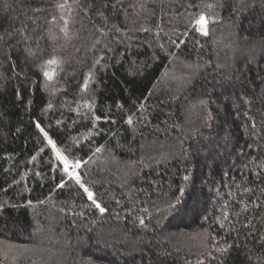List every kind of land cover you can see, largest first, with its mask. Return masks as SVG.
I'll return each mask as SVG.
<instances>
[{"label": "trees", "instance_id": "16d2710c", "mask_svg": "<svg viewBox=\"0 0 264 264\" xmlns=\"http://www.w3.org/2000/svg\"><path fill=\"white\" fill-rule=\"evenodd\" d=\"M0 264H264V0H0Z\"/></svg>", "mask_w": 264, "mask_h": 264}, {"label": "snow or ice", "instance_id": "6c2138e0", "mask_svg": "<svg viewBox=\"0 0 264 264\" xmlns=\"http://www.w3.org/2000/svg\"><path fill=\"white\" fill-rule=\"evenodd\" d=\"M117 4H119L120 0H116ZM214 5H207V7L211 8L213 7ZM61 7H63V5H61ZM209 23V18L207 17V15L205 13H201L199 15V18L196 20V26L198 28V30L204 34V35H207V25ZM58 61L53 58V59H50L48 61H46V64L48 65H54V64H57ZM55 71H44L43 72V75L48 79V80H52L53 77L55 76ZM83 87L86 89L87 88V83H85L83 85ZM143 107V105L141 106ZM96 119H99V117H97ZM132 122V118L129 117L128 118V123H131ZM40 131L43 133L44 137L47 139V142L48 144L51 146V148L55 151V155H56V158L60 161L63 162V168H64V172L67 173L70 178H74L75 181L79 184H81V186L84 188V192L87 193L88 195V198L89 199H94V194L92 191L89 190L88 187L84 186L82 184V177L79 173V171H70V165H69V155H66L64 153H62L58 148H57V145H56V142L49 136V133L47 131L44 130L43 127H41L39 124L36 125ZM101 149L100 148H97L96 151H100ZM65 151H67V149H65ZM83 161L82 160H76L74 161L73 165H71V167L75 168V169H80L82 166H83ZM58 187H63V182L58 185ZM96 207L99 209L100 212H105L107 211V209H105L104 207H102L99 203H96ZM174 207V206H173ZM140 223L143 224V220L140 221Z\"/></svg>", "mask_w": 264, "mask_h": 264}, {"label": "built area", "instance_id": "2783aa9c", "mask_svg": "<svg viewBox=\"0 0 264 264\" xmlns=\"http://www.w3.org/2000/svg\"><path fill=\"white\" fill-rule=\"evenodd\" d=\"M69 165H70V169H69L70 171H78V169L71 167V165H73V163H69ZM83 185L88 187L86 184H83Z\"/></svg>", "mask_w": 264, "mask_h": 264}, {"label": "rangeland", "instance_id": "374dc122", "mask_svg": "<svg viewBox=\"0 0 264 264\" xmlns=\"http://www.w3.org/2000/svg\"><path fill=\"white\" fill-rule=\"evenodd\" d=\"M58 148V147H57ZM59 149V148H58ZM60 150V149H59ZM62 162V161H61ZM63 163V162H62Z\"/></svg>", "mask_w": 264, "mask_h": 264}]
</instances>
